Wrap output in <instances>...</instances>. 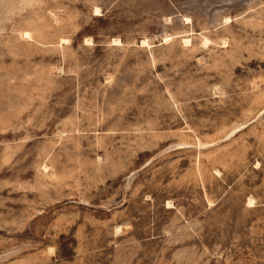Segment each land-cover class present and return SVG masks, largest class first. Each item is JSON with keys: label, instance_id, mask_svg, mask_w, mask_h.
Segmentation results:
<instances>
[{"label": "rangeland", "instance_id": "1", "mask_svg": "<svg viewBox=\"0 0 264 264\" xmlns=\"http://www.w3.org/2000/svg\"><path fill=\"white\" fill-rule=\"evenodd\" d=\"M0 264H264V0H0Z\"/></svg>", "mask_w": 264, "mask_h": 264}, {"label": "bare ground", "instance_id": "2", "mask_svg": "<svg viewBox=\"0 0 264 264\" xmlns=\"http://www.w3.org/2000/svg\"><path fill=\"white\" fill-rule=\"evenodd\" d=\"M187 39H189V38H187ZM187 39H185L186 40V42L188 41V43L190 42V40H187ZM116 40V39H115ZM168 40V39H167ZM184 40V41H185ZM146 42V40H143V44ZM167 42V41H166ZM116 43V42H115ZM115 43H113V44H115Z\"/></svg>", "mask_w": 264, "mask_h": 264}]
</instances>
